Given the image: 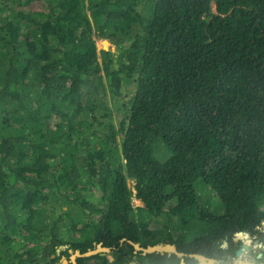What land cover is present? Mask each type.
Here are the masks:
<instances>
[{
    "label": "trees",
    "instance_id": "1",
    "mask_svg": "<svg viewBox=\"0 0 264 264\" xmlns=\"http://www.w3.org/2000/svg\"><path fill=\"white\" fill-rule=\"evenodd\" d=\"M263 224L264 0H0V264H226Z\"/></svg>",
    "mask_w": 264,
    "mask_h": 264
},
{
    "label": "rangeland",
    "instance_id": "2",
    "mask_svg": "<svg viewBox=\"0 0 264 264\" xmlns=\"http://www.w3.org/2000/svg\"><path fill=\"white\" fill-rule=\"evenodd\" d=\"M43 5H44V7L46 6L43 1L42 2H40V1L37 2L36 1V2H34V3L31 4V9H33V10L37 9L38 10L40 8H44ZM102 41H107L108 44L102 43ZM96 44H97L98 54H100V51L101 50H109L111 48L112 49H115V45H113L109 40H97V43ZM115 117L117 118V116H115ZM114 121H115V124L118 123L117 120H114ZM253 243L250 245V247L248 248L247 251H245V252L242 253L241 256L236 257V258H233L232 260L230 259V261L229 262H226V264H241V263L242 264H246V263L258 264V262L256 261L257 260L256 257H257V255H260V253H262L260 256L261 257L262 256L264 257V247L256 248V246ZM261 257H259V259H261Z\"/></svg>",
    "mask_w": 264,
    "mask_h": 264
},
{
    "label": "water",
    "instance_id": "3",
    "mask_svg": "<svg viewBox=\"0 0 264 264\" xmlns=\"http://www.w3.org/2000/svg\"><path fill=\"white\" fill-rule=\"evenodd\" d=\"M246 237H248L249 235L248 234H245ZM250 242H252L250 240ZM136 249L138 250H142L139 246L135 245ZM243 250L246 251L248 250L246 246L243 247L242 250L238 251L237 252V256H241L242 253H243ZM109 250L108 249H100L99 251H96V252H93L92 254H97V253H100V252H108ZM144 252L146 253H152V252H156V251H169L171 253H175L176 255H178L179 257H185L186 255L184 254H181L179 253L175 248H173L172 246H158V247H154V248H149V249H146L144 250ZM90 254H86V256H89ZM193 258H196L201 264H216L215 261L213 260H208L207 258L201 256V255H192ZM260 257V256H259ZM76 258L77 256H74L72 257V260L74 262V264H76ZM230 259L232 260L233 257H230ZM246 264H250V263H246Z\"/></svg>",
    "mask_w": 264,
    "mask_h": 264
},
{
    "label": "clouds",
    "instance_id": "4",
    "mask_svg": "<svg viewBox=\"0 0 264 264\" xmlns=\"http://www.w3.org/2000/svg\"><path fill=\"white\" fill-rule=\"evenodd\" d=\"M264 225V224H263ZM245 234H248V233H242V235H245ZM249 235V234H248ZM246 237V236H245ZM246 238H248L249 239V241L251 240L252 242H250V244H252L253 242V244L256 246V248H261V247H263L261 244H258V243H255V241L250 237V236H248V237H246ZM239 240H241V241H243L244 243H245V246H246V244H247V241L245 240V239H243V238H241V237H239ZM243 252H245L244 250H243Z\"/></svg>",
    "mask_w": 264,
    "mask_h": 264
},
{
    "label": "flooded vegetation",
    "instance_id": "5",
    "mask_svg": "<svg viewBox=\"0 0 264 264\" xmlns=\"http://www.w3.org/2000/svg\"><path fill=\"white\" fill-rule=\"evenodd\" d=\"M242 242H243V241H242ZM244 245H245V244H244V242H243V246H244ZM261 254H262V253H260V255H261ZM260 255H257V257L259 258ZM260 257H261V256H260Z\"/></svg>",
    "mask_w": 264,
    "mask_h": 264
},
{
    "label": "bare ground",
    "instance_id": "6",
    "mask_svg": "<svg viewBox=\"0 0 264 264\" xmlns=\"http://www.w3.org/2000/svg\"><path fill=\"white\" fill-rule=\"evenodd\" d=\"M242 264V263H241Z\"/></svg>",
    "mask_w": 264,
    "mask_h": 264
}]
</instances>
